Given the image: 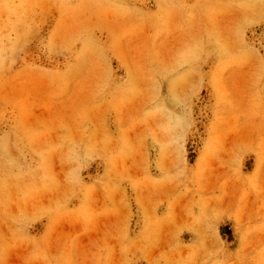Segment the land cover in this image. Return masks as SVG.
Returning a JSON list of instances; mask_svg holds the SVG:
<instances>
[{"label": "rangeland", "instance_id": "1", "mask_svg": "<svg viewBox=\"0 0 264 264\" xmlns=\"http://www.w3.org/2000/svg\"><path fill=\"white\" fill-rule=\"evenodd\" d=\"M0 264H264V0H0Z\"/></svg>", "mask_w": 264, "mask_h": 264}]
</instances>
